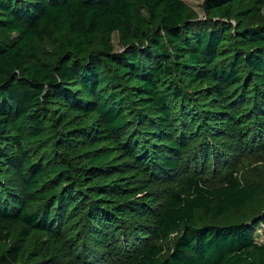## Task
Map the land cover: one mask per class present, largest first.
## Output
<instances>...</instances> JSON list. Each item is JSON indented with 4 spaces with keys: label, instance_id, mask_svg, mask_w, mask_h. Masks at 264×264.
<instances>
[{
    "label": "trees",
    "instance_id": "16d2710c",
    "mask_svg": "<svg viewBox=\"0 0 264 264\" xmlns=\"http://www.w3.org/2000/svg\"><path fill=\"white\" fill-rule=\"evenodd\" d=\"M202 11L0 0V264H264L256 226L201 217L259 188L235 173L167 187L202 139L264 138V0Z\"/></svg>",
    "mask_w": 264,
    "mask_h": 264
},
{
    "label": "rangeland",
    "instance_id": "374dc122",
    "mask_svg": "<svg viewBox=\"0 0 264 264\" xmlns=\"http://www.w3.org/2000/svg\"><path fill=\"white\" fill-rule=\"evenodd\" d=\"M203 17L202 7L205 0H184ZM264 21V13L261 18ZM118 35L113 37L116 49L118 45ZM229 146L232 149H228ZM207 148H212L211 158L208 165L202 162L203 155ZM212 153H215L212 156ZM227 173H235L243 185H251L259 188V198L243 210L233 211L229 215L219 216L217 214L204 213L201 215L203 223L214 225L246 224L250 228L255 227V242L264 245V138L263 141L253 148H240L233 146L230 142L201 140L185 159V164L178 173L167 183V187H176L184 183L186 177L201 180L207 187L215 188L223 185L224 177ZM9 186L13 195L20 194V185L12 171L9 174ZM176 235L172 239H176ZM171 239V240H172ZM171 245V242L170 244ZM95 256V255H94Z\"/></svg>",
    "mask_w": 264,
    "mask_h": 264
}]
</instances>
